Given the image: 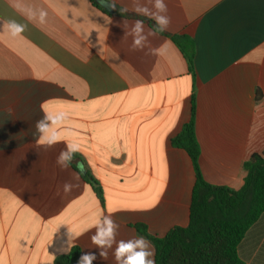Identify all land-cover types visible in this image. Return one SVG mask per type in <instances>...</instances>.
<instances>
[{
  "label": "crops",
  "instance_id": "obj_1",
  "mask_svg": "<svg viewBox=\"0 0 264 264\" xmlns=\"http://www.w3.org/2000/svg\"><path fill=\"white\" fill-rule=\"evenodd\" d=\"M97 3L102 9L90 0H0V264H55L75 246L95 253L93 264H112L90 241L102 215L120 225L118 239L140 236L137 224L158 238L186 228L196 176L172 140L191 119L193 97L207 183L239 190L244 163L264 153V0H165L166 35L149 37L158 54L132 50L124 36V24L142 20L148 32L155 23L132 11L133 0H116L113 12ZM27 8H43L46 23L30 21ZM119 8L137 17L116 15ZM10 19L27 30L12 37ZM175 35L193 41L194 74ZM61 111V142L38 144L35 121ZM65 142L80 151L61 171ZM78 161L104 204L83 176L64 193L66 181L77 184L69 173ZM238 254L264 264V215Z\"/></svg>",
  "mask_w": 264,
  "mask_h": 264
},
{
  "label": "trees",
  "instance_id": "obj_2",
  "mask_svg": "<svg viewBox=\"0 0 264 264\" xmlns=\"http://www.w3.org/2000/svg\"><path fill=\"white\" fill-rule=\"evenodd\" d=\"M90 1L102 9L96 0ZM120 9L116 10V15L126 19L137 17L130 12L122 15ZM148 23L155 28V23ZM171 39L184 55L190 73L194 74L193 41L177 35ZM261 97L257 91V101ZM195 114L193 97L191 119L172 140L175 148L188 153L195 170L189 225L176 227L163 238L150 235L145 224H137L135 228L154 246L156 264H245L239 257V247L250 228L264 215V153H255L244 163L246 176L239 190L207 183L199 164L201 150L195 133ZM82 176L104 204L100 184L87 171ZM80 256L81 249L75 246L69 254L58 257L55 264H77Z\"/></svg>",
  "mask_w": 264,
  "mask_h": 264
},
{
  "label": "clouds",
  "instance_id": "obj_3",
  "mask_svg": "<svg viewBox=\"0 0 264 264\" xmlns=\"http://www.w3.org/2000/svg\"><path fill=\"white\" fill-rule=\"evenodd\" d=\"M116 0H112L111 6L115 8ZM151 5V7H149ZM19 7V4L17 5ZM28 19L38 20L43 24L47 21V12L43 8H27ZM120 13L123 15L128 12V8H121ZM137 15H143L155 21V28L145 32L144 22L136 20L129 27L124 24L125 37H132L131 48L134 51H143L148 49L150 54H158L159 49L152 48L149 37L154 36L158 32H164L170 25V17L167 15V4L165 0H133V8ZM8 33L12 37L20 36L27 30V24L19 23L14 19L5 22L4 25ZM11 111V110H9ZM68 118L66 112L48 113L35 121L33 132L37 136V143L47 148H54L61 142L60 129L64 121ZM80 151V145L76 142H65V147L60 150L56 158V164L61 171H67L75 158V154ZM86 172L85 164L77 162L76 170L70 172L72 181H66L63 185L64 193H70L74 187L78 186L80 177ZM95 229L94 234L90 236L91 245L99 250V257L108 260L109 255L112 257V264H155L154 250L150 241L143 236L132 237L129 239H118L120 235V225L113 219L111 215H102L92 225ZM65 253L70 249H65ZM97 256L93 252H84L79 257L77 264H93Z\"/></svg>",
  "mask_w": 264,
  "mask_h": 264
},
{
  "label": "water",
  "instance_id": "obj_4",
  "mask_svg": "<svg viewBox=\"0 0 264 264\" xmlns=\"http://www.w3.org/2000/svg\"><path fill=\"white\" fill-rule=\"evenodd\" d=\"M96 1L99 2V3H101V4H103L108 11L113 12L114 8L111 5H108V4L103 3L102 0H96Z\"/></svg>",
  "mask_w": 264,
  "mask_h": 264
}]
</instances>
